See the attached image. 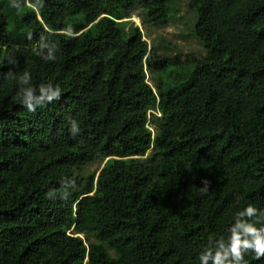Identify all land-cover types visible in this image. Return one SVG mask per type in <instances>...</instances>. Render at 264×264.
<instances>
[{
    "label": "trees",
    "instance_id": "trees-1",
    "mask_svg": "<svg viewBox=\"0 0 264 264\" xmlns=\"http://www.w3.org/2000/svg\"><path fill=\"white\" fill-rule=\"evenodd\" d=\"M170 4L0 0V264H264V0Z\"/></svg>",
    "mask_w": 264,
    "mask_h": 264
},
{
    "label": "rangeland",
    "instance_id": "rangeland-1",
    "mask_svg": "<svg viewBox=\"0 0 264 264\" xmlns=\"http://www.w3.org/2000/svg\"><path fill=\"white\" fill-rule=\"evenodd\" d=\"M128 1L99 0V4L105 13H110L114 4ZM190 2L191 0H171L170 23L161 29L144 27L138 17L139 10H134L131 19L145 33V39L161 46L160 51L177 56L182 61L200 58L204 55V50L194 36L195 11ZM148 80L150 81V78ZM98 167L99 164L94 163L88 169L96 170Z\"/></svg>",
    "mask_w": 264,
    "mask_h": 264
},
{
    "label": "clouds",
    "instance_id": "clouds-1",
    "mask_svg": "<svg viewBox=\"0 0 264 264\" xmlns=\"http://www.w3.org/2000/svg\"><path fill=\"white\" fill-rule=\"evenodd\" d=\"M13 7H18L17 5L13 4ZM41 91H43V89H41ZM53 95H59V93H53ZM49 99H51V96L48 97ZM32 99V93L31 91H29L27 94H26V97H25V100L23 101V103H27L28 104V108H29V111H32V105L30 103ZM249 211L251 212L252 209L249 208ZM240 244L241 242L239 241V238L237 237L235 240H234V243H233V247H232V252L233 254L237 257V259H240ZM243 245L244 247H249V243L248 241H244L243 242ZM255 247H256V251H257V258L259 257L260 254H264V240H261L260 238H257L256 241H255ZM216 262L217 264H221V257L219 255H217L216 257Z\"/></svg>",
    "mask_w": 264,
    "mask_h": 264
}]
</instances>
